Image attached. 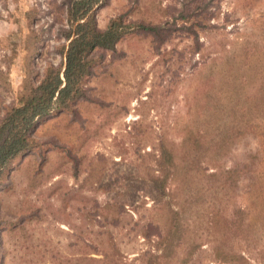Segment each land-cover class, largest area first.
Wrapping results in <instances>:
<instances>
[{"label":"rangeland","instance_id":"rangeland-1","mask_svg":"<svg viewBox=\"0 0 264 264\" xmlns=\"http://www.w3.org/2000/svg\"><path fill=\"white\" fill-rule=\"evenodd\" d=\"M70 1L0 0V120L64 67ZM91 12L126 33L0 175V264H264V0Z\"/></svg>","mask_w":264,"mask_h":264},{"label":"trees","instance_id":"trees-1","mask_svg":"<svg viewBox=\"0 0 264 264\" xmlns=\"http://www.w3.org/2000/svg\"><path fill=\"white\" fill-rule=\"evenodd\" d=\"M104 1H70L67 10L70 29L64 33L68 45L62 50L64 67H48L38 84L31 87L27 94L19 97L17 104L0 120V175L16 156L32 148L30 132L38 120L47 117L54 110L60 111L67 108L72 101L83 97L82 82L92 72L93 52L113 51L116 43L125 35L126 27L124 28L117 20L111 21L103 30L96 27L91 11ZM137 27L150 33L160 41V44L166 39L161 41L165 29L160 25L140 24ZM162 156L166 160L169 159V154L165 150ZM247 171V167L233 166L225 170L223 174H225V180H229L234 185L241 174ZM253 175L252 171L250 177ZM234 223L237 226V220ZM172 238L173 235L168 236L164 239V243L167 245L168 240ZM218 253L223 255L225 261L236 259L234 254L228 255L220 249Z\"/></svg>","mask_w":264,"mask_h":264}]
</instances>
